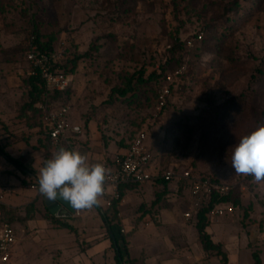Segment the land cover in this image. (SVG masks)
<instances>
[{"label": "rangeland", "instance_id": "obj_1", "mask_svg": "<svg viewBox=\"0 0 264 264\" xmlns=\"http://www.w3.org/2000/svg\"><path fill=\"white\" fill-rule=\"evenodd\" d=\"M261 3L0 0V148L24 166H43L60 146L96 154L97 162L112 164L142 129L160 169H187L233 186L242 197L240 226L255 225L264 233V182L236 175L230 163L239 138L264 123V80L257 75L264 60V0ZM37 38L60 57L71 81L64 90L67 95L53 104L69 107L70 123L82 130L57 146L44 145L48 137L42 123L27 110L26 53L31 45L41 50ZM179 42L187 48L171 53ZM161 67L167 72L185 67L165 114L153 105L161 81L152 87L136 82L141 72L148 79ZM131 78L135 91L123 97L117 90ZM23 177L0 155V182L9 179L3 186L10 195L34 193L28 188L34 181ZM170 188L176 194L178 182ZM183 199L188 203L189 195ZM27 206L36 214L27 228H18L19 246L11 264H86L85 233L53 223L46 207ZM86 223L96 224L97 219L72 221L75 228ZM252 249L243 262L255 264L256 252L264 263V236Z\"/></svg>", "mask_w": 264, "mask_h": 264}, {"label": "crops", "instance_id": "obj_2", "mask_svg": "<svg viewBox=\"0 0 264 264\" xmlns=\"http://www.w3.org/2000/svg\"><path fill=\"white\" fill-rule=\"evenodd\" d=\"M126 151L127 149H124L121 154H125ZM83 154L88 156L90 162H97L98 156L96 154L89 152ZM39 165L36 163L28 166L27 163L24 166L25 170H21L25 176L23 179L27 181L29 179L38 180ZM33 184L28 188L34 193L28 192L27 195L23 191L21 194L17 193L13 196L10 195V190L6 189V207L15 209L33 203L38 208L46 207L44 197L38 193V190L31 188ZM169 190L175 191L171 188ZM163 191L164 187H155L152 183L124 189L123 200L118 206L117 220L120 221L125 233L134 230L129 245L130 257L132 259L144 257L142 264H221V258L206 254L203 251L195 226L190 220L186 221L184 218V214L188 211L177 217L168 209L160 207L157 214L146 215L142 220L137 221L142 215V206L148 205L150 207L155 193H162ZM169 196H173V194ZM40 197L42 198L40 199ZM105 210L102 200L99 206L91 210H82L80 218L85 216L91 220L97 219L96 224L86 223L75 228L72 225V221L75 220L72 216L70 219H63L68 220L75 229H79L81 234L85 233L86 244L91 246L84 254L86 264H115L111 243L106 238L107 230L102 216ZM241 219L243 218L239 211L219 219L211 215V223L207 228V233L213 243L223 246L228 256V264H245L243 257L247 255L249 259L248 254L253 251L252 248L257 246L264 236V233L258 231L255 225L245 228L240 226ZM16 248L9 264L15 257ZM105 256L107 257L106 261ZM262 264L264 263L262 262Z\"/></svg>", "mask_w": 264, "mask_h": 264}, {"label": "built area", "instance_id": "obj_3", "mask_svg": "<svg viewBox=\"0 0 264 264\" xmlns=\"http://www.w3.org/2000/svg\"><path fill=\"white\" fill-rule=\"evenodd\" d=\"M202 37L200 35L198 39L202 40ZM188 45L192 46V42H189ZM59 61L60 57L56 53L41 51L31 45L26 53V62L30 66L28 76L40 78L44 82L47 92H63L69 88L71 81L68 74L61 68ZM184 71L185 67L177 69L174 73L167 75L165 80L158 85L157 113L163 112L171 103L172 88L178 86ZM38 109L40 122L45 127V133L52 145L57 146L61 142H66L70 134L79 135L82 133L80 126H74L70 123L69 107H55L44 98ZM104 164L111 169L105 194L101 197L106 210L113 207L114 204L122 202L121 189L125 186H141L159 180L177 181L189 187L190 208L184 214L185 220L189 221L201 211L203 204L215 194L221 197H229L234 190V187L228 184L195 176L191 170L182 169L176 173L173 168L165 171L160 169L151 154L148 135L145 130L137 132L125 154L116 158L112 164ZM31 188L38 190V180L34 181ZM5 201L6 190L0 186V264L10 263L13 252L19 244L17 230L3 218L1 209L6 207ZM234 212L235 209L231 205L223 204L213 210L212 216L219 219ZM81 216L82 211L74 210L72 213L74 219ZM122 233L125 231L122 230Z\"/></svg>", "mask_w": 264, "mask_h": 264}, {"label": "trees", "instance_id": "obj_4", "mask_svg": "<svg viewBox=\"0 0 264 264\" xmlns=\"http://www.w3.org/2000/svg\"><path fill=\"white\" fill-rule=\"evenodd\" d=\"M261 1L263 2V0H260V4H262ZM35 44L39 46L41 51L52 52L48 46L41 45L39 43L38 38L36 39ZM181 47H186V44L179 42L176 46L173 45L171 53H174L176 48H181ZM172 61L174 62V59L171 58L170 62ZM176 63H180V62L176 61ZM61 68L65 71V73H67L66 68L64 66L63 67L61 66ZM160 70L161 72L159 74H157V72H153L149 76L148 79H144L143 78L144 73L141 72L136 82L141 85L143 84V86L152 87L155 83H158L160 81H161L160 83H162L165 80L167 75L172 74L176 71L174 70L173 72L171 71L167 72L168 69L166 67H161ZM257 72H258L257 75L259 77H262V79L264 80V60L261 63V66L257 69ZM133 79L134 78H131L127 81V85L125 86V88L117 90L121 96L126 97L128 94L134 93L135 90L133 87V82H134ZM27 83H28V86L30 87V92H29L30 102L29 104H27V110L33 112L36 120L40 119V111L38 109V106L40 103L43 102L44 98L47 100L49 104L54 106L55 104H53V102H55V100L59 99L62 96L67 95L65 91L64 92H47L44 82L38 77H29L27 80ZM174 90H175V87L172 88V96L174 95ZM156 104H157V96L155 93L154 101H153L154 107ZM170 105L171 103H169L168 107L161 114H165V112L170 108ZM239 105H244V103L242 102ZM41 126L43 129L42 130L43 133H45V127L42 124ZM141 130H137L136 133L132 135V137L129 140L130 143L129 142L126 143V146H125L126 149H129L130 144L132 143L137 132ZM43 143L44 145H46L47 143H51V141L48 138V139H44ZM0 155L4 159H6V161L9 164L15 167L17 171L25 170V167L23 163L21 162V160L12 158L10 155L4 152V150L1 148H0ZM162 170L165 171L166 169L163 168ZM6 173L8 177L12 175L9 172H6ZM201 177L209 178V179L216 181L212 177H206V176H201ZM4 183H5L4 181H1L0 186L6 190L7 187L3 186ZM8 183H9V179L7 178L5 185H8ZM172 183L173 181L165 182V181H160V180L152 182V184L155 187H158V186L164 187V191L162 193H155L152 205L148 207L147 209L145 208L144 210L141 211L142 215L137 219V221L142 220L146 215H151L153 213L157 214L160 207L168 209L171 213L177 215V217L184 214L186 211H188L187 209L189 207L190 202L189 200H188V203L183 201L184 200L183 198L186 195H188L187 189L189 190V187L187 185L178 183L179 185L178 192L176 194H173L174 192H176V190L174 192L169 190L170 185ZM135 187H137V185L123 187L121 189L122 198H123L124 189L135 188ZM169 192H172L171 194H173V196H169L171 195L169 194ZM119 204L120 203L114 204L113 207L104 211L102 215L104 225L107 230L106 238L111 243V249L113 252V260L115 264H142L144 263V257L138 258V259H132L130 257L129 245H130V240L134 234V230L128 233H122L121 223L120 221L117 220ZM223 204L231 205L235 209V211H240L243 206L242 197L239 194L237 195L235 190L231 192L229 197H221L215 194L212 198H210L209 200H207V202L203 204L201 211L198 212L190 221L193 223V225L196 228L198 239L203 247V251L206 254H210V255L221 258V264H228V256L226 252L224 251L223 246L221 244L213 243V241L211 240V237L207 233V228L211 223V215H212L213 210L217 206H220ZM1 210L3 213L4 221L8 222L12 227H14L17 230V232H18V228L20 227L27 228L28 223L33 220L32 217H34V213L36 214V211L34 210L33 206L22 207V209L19 212H16L15 210L11 208H7V207H3ZM50 219L53 221V223L57 224L63 229H67L72 232H78V230L75 229L68 220L56 219L52 215L50 216ZM90 247L91 246L89 244L88 245L86 244L85 249H83L84 250L83 253H85L86 250L89 249ZM253 258H254L255 264H262V261L258 253L254 252Z\"/></svg>", "mask_w": 264, "mask_h": 264}, {"label": "clouds", "instance_id": "obj_5", "mask_svg": "<svg viewBox=\"0 0 264 264\" xmlns=\"http://www.w3.org/2000/svg\"><path fill=\"white\" fill-rule=\"evenodd\" d=\"M230 163L236 175L264 182V123L239 138L231 148ZM110 175L104 163L90 162L79 150L60 146L39 169L38 193L75 211L91 210L101 204Z\"/></svg>", "mask_w": 264, "mask_h": 264}, {"label": "water", "instance_id": "obj_6", "mask_svg": "<svg viewBox=\"0 0 264 264\" xmlns=\"http://www.w3.org/2000/svg\"><path fill=\"white\" fill-rule=\"evenodd\" d=\"M65 202L56 201L50 202L44 198V204L47 207L49 213L56 219H70L73 213V209Z\"/></svg>", "mask_w": 264, "mask_h": 264}]
</instances>
